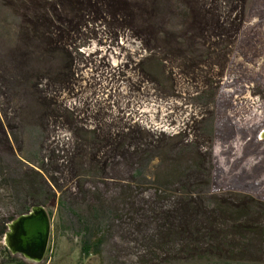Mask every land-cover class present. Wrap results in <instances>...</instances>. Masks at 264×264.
I'll return each mask as SVG.
<instances>
[{"label":"trees","instance_id":"trees-1","mask_svg":"<svg viewBox=\"0 0 264 264\" xmlns=\"http://www.w3.org/2000/svg\"><path fill=\"white\" fill-rule=\"evenodd\" d=\"M50 1L45 5L66 8L64 17L85 12L88 4ZM122 3L133 9L130 22L140 19L142 25L135 31L148 51L188 59L193 67L200 58L224 57L229 52L226 40L237 36L248 14V0ZM115 8L108 6L110 13ZM172 19L181 23L179 30L168 28ZM46 54L49 84L61 78L67 81L72 68L69 55H55L53 49ZM151 60L152 56L146 59ZM219 87L220 82L205 78L197 95L199 127L192 136L183 133L188 126L171 136L136 124L87 129L68 122L70 112L64 109L74 143L62 150L61 173L65 184H78L76 196H63L58 180L45 179L42 168L28 167L29 158H16L3 137L0 146L12 166L0 160V244L14 218L34 206L47 209L56 203L73 221L79 239L75 264H91L92 257L101 264H264V124L257 122L256 107L239 121L229 119L231 98L224 99ZM256 95L264 99V88ZM33 101L37 107L53 104L37 94ZM108 184L116 187L111 195ZM124 220L134 238L125 257L114 256L105 263L111 233ZM0 257V264H32L12 256L3 245Z\"/></svg>","mask_w":264,"mask_h":264},{"label":"rangeland","instance_id":"rangeland-1","mask_svg":"<svg viewBox=\"0 0 264 264\" xmlns=\"http://www.w3.org/2000/svg\"><path fill=\"white\" fill-rule=\"evenodd\" d=\"M122 1L131 0H87L85 12L64 17L66 8L58 3L51 8L50 0H0V141L7 138L15 157L29 158L28 167L42 168L45 179L58 180L66 197L78 193V184H65L61 173L62 150L74 143L68 122L105 130L136 124L165 136L188 126L183 133L192 136L200 122L197 95L206 78L220 82L223 98H231L229 119L239 121L250 107H256L257 122L264 124V99L256 95L264 88L262 0H248L239 33L226 40L228 53L200 58L195 67L188 59L148 51L135 31L142 25L140 19L130 22L133 9ZM110 4L116 7L113 13ZM168 28L179 30L181 23L172 19ZM48 49L55 55H69L72 68L67 81L61 78L49 84L44 62ZM149 56L153 60L146 61ZM36 94L53 104L37 107ZM64 109L70 112L68 122ZM0 160L12 166L1 146ZM114 185L108 184L109 195ZM89 186L84 184V189ZM46 212L51 213L48 252L39 264H75L79 239L73 221L56 203ZM131 234L128 221L115 224L104 251L105 263L114 256L125 257L135 235ZM88 262L101 264L102 260L92 257Z\"/></svg>","mask_w":264,"mask_h":264},{"label":"water","instance_id":"water-1","mask_svg":"<svg viewBox=\"0 0 264 264\" xmlns=\"http://www.w3.org/2000/svg\"><path fill=\"white\" fill-rule=\"evenodd\" d=\"M49 236L48 213L43 207L34 206L7 225L2 245L12 256H21L27 262L39 264L45 256Z\"/></svg>","mask_w":264,"mask_h":264},{"label":"flooded vegetation","instance_id":"flooded-vegetation-1","mask_svg":"<svg viewBox=\"0 0 264 264\" xmlns=\"http://www.w3.org/2000/svg\"><path fill=\"white\" fill-rule=\"evenodd\" d=\"M263 110H264V104H263Z\"/></svg>","mask_w":264,"mask_h":264}]
</instances>
